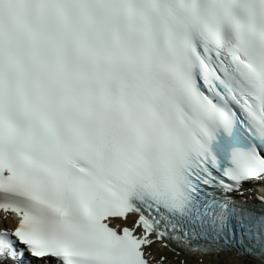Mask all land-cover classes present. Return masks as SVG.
<instances>
[{"label": "snow or ice", "instance_id": "obj_1", "mask_svg": "<svg viewBox=\"0 0 264 264\" xmlns=\"http://www.w3.org/2000/svg\"><path fill=\"white\" fill-rule=\"evenodd\" d=\"M252 180L264 0H0V211L18 217L0 264L18 243L50 264H149L168 239L264 264V196L233 195Z\"/></svg>", "mask_w": 264, "mask_h": 264}, {"label": "bare ground", "instance_id": "obj_2", "mask_svg": "<svg viewBox=\"0 0 264 264\" xmlns=\"http://www.w3.org/2000/svg\"><path fill=\"white\" fill-rule=\"evenodd\" d=\"M260 187L256 188L258 191ZM155 250L158 255V264H261L257 260L248 257H237L230 254H221L218 256L200 257L195 255L190 256H175L169 253L166 249L160 248L159 245L155 244V247H151ZM234 258L227 260L226 258Z\"/></svg>", "mask_w": 264, "mask_h": 264}, {"label": "water", "instance_id": "obj_3", "mask_svg": "<svg viewBox=\"0 0 264 264\" xmlns=\"http://www.w3.org/2000/svg\"><path fill=\"white\" fill-rule=\"evenodd\" d=\"M249 204V206H255L256 208H259V206L257 205V202H255L256 200H254L253 198H249L246 200Z\"/></svg>", "mask_w": 264, "mask_h": 264}, {"label": "rangeland", "instance_id": "obj_4", "mask_svg": "<svg viewBox=\"0 0 264 264\" xmlns=\"http://www.w3.org/2000/svg\"><path fill=\"white\" fill-rule=\"evenodd\" d=\"M227 260H231V259H233V261H234V258L232 257V258H226Z\"/></svg>", "mask_w": 264, "mask_h": 264}]
</instances>
